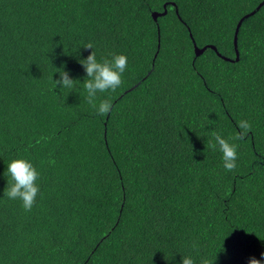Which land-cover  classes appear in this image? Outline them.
Wrapping results in <instances>:
<instances>
[{"label":"trees","instance_id":"trees-1","mask_svg":"<svg viewBox=\"0 0 264 264\" xmlns=\"http://www.w3.org/2000/svg\"><path fill=\"white\" fill-rule=\"evenodd\" d=\"M92 51L127 57L122 84L97 93L106 115L83 87ZM57 69L73 88L55 86ZM240 120L251 131L231 139ZM213 131L237 145L235 170L208 146ZM15 158L39 172L30 212L4 196ZM262 252L264 0H0V264Z\"/></svg>","mask_w":264,"mask_h":264},{"label":"clouds","instance_id":"clouds-1","mask_svg":"<svg viewBox=\"0 0 264 264\" xmlns=\"http://www.w3.org/2000/svg\"><path fill=\"white\" fill-rule=\"evenodd\" d=\"M85 49H92V43L84 46ZM79 63L83 66L87 78L83 81V87L86 90V100L88 104L94 108L98 114L106 115L110 112L112 104L109 100H101L97 104V93H104L109 90L115 91L122 84V74L127 68V57L124 54L110 53L109 57H104L100 61L97 60L94 51L85 59H81ZM60 79L53 80L55 86L60 85L61 88L71 89L75 82L70 77L69 72L63 69H57ZM53 79V78H52ZM240 131L231 139H243L250 131L251 125L246 120L238 122ZM212 137L215 143H209V147L216 149L222 153V162L225 170L233 171L236 168L237 145L229 143L228 139L221 136L220 133L213 131ZM49 163L55 164L54 160ZM7 186L4 189V196L11 200H20L25 211H31L39 193V186L36 181L39 178V172L33 164L24 158L12 159L7 164L6 170ZM197 247L193 244V248ZM182 264H194L189 256H182ZM201 264H210L207 259H202ZM248 264H264V252L261 253V259L250 257Z\"/></svg>","mask_w":264,"mask_h":264},{"label":"water","instance_id":"water-1","mask_svg":"<svg viewBox=\"0 0 264 264\" xmlns=\"http://www.w3.org/2000/svg\"><path fill=\"white\" fill-rule=\"evenodd\" d=\"M174 5H175V3H173ZM263 5V3H261L260 5H258V7L254 10V11H252L251 13H249V14H246L242 19H240V21H239V23H238V27H237V30H236V32H238V29H239V27H240V25H241V23H242V21H243V19L244 18H246V17H248L249 15H251V14H254L261 6ZM165 7H166V4H165ZM177 12H178V10H177ZM167 13V9L165 8V10H164V12H160V11H154L153 13H152V16H153V18L155 19V20H157L158 19V17L159 16H162V15H164V14H166ZM236 37L237 36H235V43H236ZM205 48V47H204ZM196 50H197V48H196ZM203 50V49H202ZM236 50H237V44H236ZM238 51V50H237ZM200 52H202V51H200Z\"/></svg>","mask_w":264,"mask_h":264}]
</instances>
